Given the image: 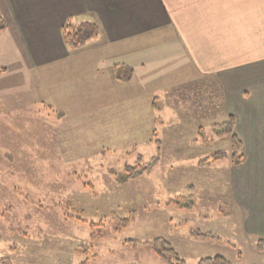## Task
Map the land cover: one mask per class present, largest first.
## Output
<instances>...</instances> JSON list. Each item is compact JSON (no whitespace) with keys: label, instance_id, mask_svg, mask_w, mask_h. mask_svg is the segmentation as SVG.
I'll return each instance as SVG.
<instances>
[{"label":"rangeland","instance_id":"obj_1","mask_svg":"<svg viewBox=\"0 0 264 264\" xmlns=\"http://www.w3.org/2000/svg\"><path fill=\"white\" fill-rule=\"evenodd\" d=\"M5 9L0 3V16ZM20 51L5 31L0 264H177L174 252L185 264L217 255L263 264L264 237L246 233L230 197L209 188L214 170L206 168L222 161L216 155L237 153L222 131L231 116L214 108L207 118H186L183 88L166 92L159 83L107 109L100 98L107 74L78 71L71 85L65 67L32 70L14 60Z\"/></svg>","mask_w":264,"mask_h":264},{"label":"crops","instance_id":"obj_2","mask_svg":"<svg viewBox=\"0 0 264 264\" xmlns=\"http://www.w3.org/2000/svg\"><path fill=\"white\" fill-rule=\"evenodd\" d=\"M2 2L6 31L21 49L14 60L32 70L65 67L71 85L78 71L107 74L100 97L107 109L137 101L142 89L154 92L159 83L166 92L183 88L186 118H207L214 108L232 116L243 158L234 164L229 154L213 162L206 169L214 170V187L207 186L230 197V213L241 216L246 233L264 237V0ZM85 21L98 24L99 36L80 52L70 50L62 27ZM100 92L89 91L88 99ZM196 98L203 105L189 104Z\"/></svg>","mask_w":264,"mask_h":264},{"label":"trees","instance_id":"obj_3","mask_svg":"<svg viewBox=\"0 0 264 264\" xmlns=\"http://www.w3.org/2000/svg\"><path fill=\"white\" fill-rule=\"evenodd\" d=\"M8 23L5 19H3L2 16H0V36L7 30ZM100 34V29L97 23L91 22V21H85L79 24H73L72 22H69L65 24L62 27V35L63 40L66 46L70 50H77L83 46H85L89 41L97 38ZM132 71V69L130 70ZM130 78V76L127 78V80ZM118 79L124 80V78H121L118 76ZM232 117V116H231ZM230 122L227 124H224V133L229 134L231 137V140L235 146V152L237 151V148L240 147V140L237 138V135L234 132V119L233 117L229 120ZM227 126V127H226ZM221 133V132H219ZM218 158H224L227 157V154L220 153L216 155ZM230 158L234 164H238L241 162V159L243 158L242 155H240L237 151V153H232L230 155ZM159 240H156V242H152L151 246L153 249H156L161 254V247H159ZM165 245L169 246V249L174 251V249L171 247L169 242H164ZM259 247L263 248L264 246V240H260ZM263 245V246H262ZM175 253V258L177 260V264H185V260L180 259V257ZM198 264H232L230 260L225 258L224 256H214V257H206L199 261Z\"/></svg>","mask_w":264,"mask_h":264}]
</instances>
